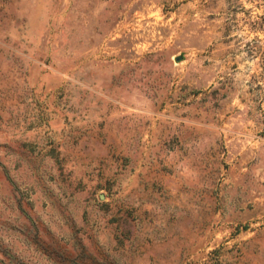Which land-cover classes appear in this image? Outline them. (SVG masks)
Here are the masks:
<instances>
[{
  "label": "rangeland",
  "instance_id": "obj_1",
  "mask_svg": "<svg viewBox=\"0 0 264 264\" xmlns=\"http://www.w3.org/2000/svg\"><path fill=\"white\" fill-rule=\"evenodd\" d=\"M0 264H264V0H0Z\"/></svg>",
  "mask_w": 264,
  "mask_h": 264
}]
</instances>
